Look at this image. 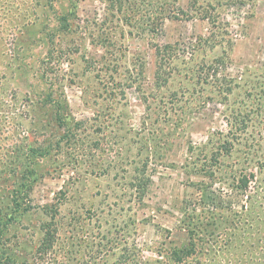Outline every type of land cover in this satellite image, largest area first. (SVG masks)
I'll use <instances>...</instances> for the list:
<instances>
[{"label": "rangeland", "instance_id": "rangeland-1", "mask_svg": "<svg viewBox=\"0 0 264 264\" xmlns=\"http://www.w3.org/2000/svg\"><path fill=\"white\" fill-rule=\"evenodd\" d=\"M183 250L264 264V0H0V264Z\"/></svg>", "mask_w": 264, "mask_h": 264}, {"label": "trees", "instance_id": "trees-1", "mask_svg": "<svg viewBox=\"0 0 264 264\" xmlns=\"http://www.w3.org/2000/svg\"><path fill=\"white\" fill-rule=\"evenodd\" d=\"M61 21L63 22V24L65 26H68V19L67 17H63L61 19ZM33 171H30L29 174L32 175ZM28 178V177H27ZM243 182H245V184H247L249 181L245 178L242 179ZM29 179H26L25 182L23 183V186H19L18 189H16L15 195L13 196V203L15 205V212L18 213H27L30 210L33 209L32 205H31V199H30V195L32 193V189L30 188V186H28ZM23 196V197H22ZM24 197H26V199H24ZM23 199V201H22ZM25 200V202H24ZM29 202V203H27ZM24 204H27V206H25ZM189 255V253L183 251H175L172 252L170 254V260L173 261L175 264H183V262L187 259V256ZM135 254L134 255H128L127 254H123L121 256V262L123 264H150L147 261H143V258L139 257V258H135Z\"/></svg>", "mask_w": 264, "mask_h": 264}]
</instances>
